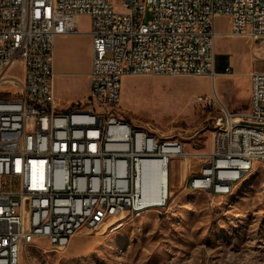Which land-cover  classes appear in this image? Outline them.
Here are the masks:
<instances>
[{
	"label": "built area",
	"instance_id": "obj_1",
	"mask_svg": "<svg viewBox=\"0 0 264 264\" xmlns=\"http://www.w3.org/2000/svg\"><path fill=\"white\" fill-rule=\"evenodd\" d=\"M82 16L89 92L84 103L59 110L54 39L79 34ZM220 18L226 32L215 30ZM219 38L263 39L264 0H0V264H20L36 241L59 251L82 228L154 208L142 198L144 164L163 163L169 175L183 145L118 117L122 80L213 81ZM248 78L246 113H229L216 95L198 98L218 104L219 114L211 150L195 155L204 162L187 185L207 188L212 199L264 164V133L246 128V121L264 124V71Z\"/></svg>",
	"mask_w": 264,
	"mask_h": 264
},
{
	"label": "rangeland",
	"instance_id": "obj_2",
	"mask_svg": "<svg viewBox=\"0 0 264 264\" xmlns=\"http://www.w3.org/2000/svg\"><path fill=\"white\" fill-rule=\"evenodd\" d=\"M227 28L226 19L216 21V31ZM87 31L88 19L82 16L79 34L68 40L57 63L72 71L85 68ZM214 53L215 72L221 73L213 81L152 76L122 80L118 117L180 142L189 155L187 160L178 157L170 162L164 196L159 191L158 204H150L160 207L139 216L123 213L109 218L96 230L82 228L59 251L44 240L36 241L22 253L20 264H264V164L255 162L222 197L212 199L208 192L192 191L187 185L204 162L195 155L211 150L213 122L219 114L218 104L209 107L198 98L216 94L229 113H246L248 76L264 71V38L256 42L219 38ZM11 73L19 76L18 68ZM86 84L83 75L57 79L58 109L84 103Z\"/></svg>",
	"mask_w": 264,
	"mask_h": 264
},
{
	"label": "bare ground",
	"instance_id": "obj_3",
	"mask_svg": "<svg viewBox=\"0 0 264 264\" xmlns=\"http://www.w3.org/2000/svg\"><path fill=\"white\" fill-rule=\"evenodd\" d=\"M215 48V46H214ZM219 100L218 96H216ZM220 101V100H219ZM221 102V101H220ZM237 122V121H236ZM264 124L259 123L257 121H246V128H249L253 131V133H264L263 129ZM188 154H184V158L187 160ZM193 157V156H192ZM182 167V166H181ZM144 170H143V176H142V198L148 205L150 204H158L157 200H159L160 196L159 194L162 191V197L164 196V178L166 181V175L168 177V172L166 170V167L163 163L160 162H150L144 164ZM250 169H246L243 173V175L248 172ZM243 175L238 176L234 182L232 183V188L227 189L225 195L230 194V192L233 190L234 186L240 181V179L243 177ZM144 179V180H143ZM189 190L192 191H199V192H208L207 188H198V190H193V186H188ZM156 190L155 192H153ZM165 202V201H164ZM162 203V205L164 204ZM151 206V205H150ZM151 207H160V206H151ZM21 262V261H20Z\"/></svg>",
	"mask_w": 264,
	"mask_h": 264
},
{
	"label": "crops",
	"instance_id": "obj_4",
	"mask_svg": "<svg viewBox=\"0 0 264 264\" xmlns=\"http://www.w3.org/2000/svg\"><path fill=\"white\" fill-rule=\"evenodd\" d=\"M75 36H59L54 39L53 44V70L56 75L54 87L56 80L59 78H65L68 76H85L87 78V84H86V90L87 94L89 92V80H88V74L90 71V57H89V38H87L83 41V51L85 53V56L87 57V63L83 70H70L67 69L64 65L62 66L60 63H57V57L60 56L62 52H64L65 47L67 46L68 40L74 39ZM221 71H218V75H220ZM217 77V76H216ZM223 92V91H222ZM223 94V93H222ZM216 95V94H215ZM174 186L173 182L171 183V188Z\"/></svg>",
	"mask_w": 264,
	"mask_h": 264
}]
</instances>
